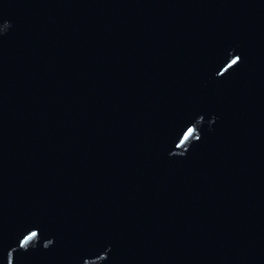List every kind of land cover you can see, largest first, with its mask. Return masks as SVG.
<instances>
[{
	"label": "water",
	"instance_id": "obj_1",
	"mask_svg": "<svg viewBox=\"0 0 264 264\" xmlns=\"http://www.w3.org/2000/svg\"><path fill=\"white\" fill-rule=\"evenodd\" d=\"M0 264H264V0H0Z\"/></svg>",
	"mask_w": 264,
	"mask_h": 264
}]
</instances>
